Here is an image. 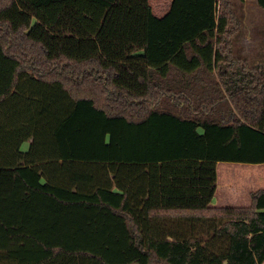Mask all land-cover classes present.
<instances>
[{"label":"trees","instance_id":"1","mask_svg":"<svg viewBox=\"0 0 264 264\" xmlns=\"http://www.w3.org/2000/svg\"><path fill=\"white\" fill-rule=\"evenodd\" d=\"M240 27L230 0H0V264L264 263V189L211 204L218 162L264 163Z\"/></svg>","mask_w":264,"mask_h":264},{"label":"rangeland","instance_id":"2","mask_svg":"<svg viewBox=\"0 0 264 264\" xmlns=\"http://www.w3.org/2000/svg\"><path fill=\"white\" fill-rule=\"evenodd\" d=\"M240 18L241 27L233 40V56L244 58L249 65L264 60V10L256 0H230ZM28 142L21 150L28 149ZM215 206H248L250 194L264 189V163L218 162ZM264 264V263H262Z\"/></svg>","mask_w":264,"mask_h":264},{"label":"crops","instance_id":"3","mask_svg":"<svg viewBox=\"0 0 264 264\" xmlns=\"http://www.w3.org/2000/svg\"><path fill=\"white\" fill-rule=\"evenodd\" d=\"M28 142H30V141H28Z\"/></svg>","mask_w":264,"mask_h":264}]
</instances>
